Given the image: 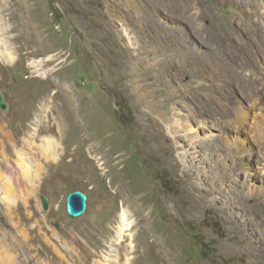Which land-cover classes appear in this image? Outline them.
Returning a JSON list of instances; mask_svg holds the SVG:
<instances>
[{
  "label": "rangeland",
  "instance_id": "1",
  "mask_svg": "<svg viewBox=\"0 0 264 264\" xmlns=\"http://www.w3.org/2000/svg\"><path fill=\"white\" fill-rule=\"evenodd\" d=\"M0 91V264H264V0H0Z\"/></svg>",
  "mask_w": 264,
  "mask_h": 264
},
{
  "label": "bare ground",
  "instance_id": "2",
  "mask_svg": "<svg viewBox=\"0 0 264 264\" xmlns=\"http://www.w3.org/2000/svg\"><path fill=\"white\" fill-rule=\"evenodd\" d=\"M250 121L251 119L248 118L247 114L239 110L236 116L229 119L227 124L223 126L222 137L233 152L234 162L240 170L243 168H253L250 163L252 160H255L254 170L257 171L261 184H259V186L257 185L256 190L254 191V196H256V198H258V200L264 205V132L255 127L248 128ZM251 124L255 125V121L253 120ZM88 137L85 136L83 139L85 141L87 139L89 140L90 137ZM152 137L153 139L156 138L154 135ZM253 145L256 146L254 147ZM90 150L92 152L98 151L95 146L92 147V149L90 148ZM254 152L259 154L257 159L253 158ZM131 228L132 223L130 222L129 214L123 209L120 214V222L117 227L118 230L116 232L115 240L121 242L124 237L123 235L127 234ZM131 236L132 235L130 234V237Z\"/></svg>",
  "mask_w": 264,
  "mask_h": 264
},
{
  "label": "water",
  "instance_id": "3",
  "mask_svg": "<svg viewBox=\"0 0 264 264\" xmlns=\"http://www.w3.org/2000/svg\"><path fill=\"white\" fill-rule=\"evenodd\" d=\"M0 106L3 109L7 108L4 102L3 95L0 91ZM88 196L82 191L71 192L67 197V212L71 218H79L87 211Z\"/></svg>",
  "mask_w": 264,
  "mask_h": 264
}]
</instances>
